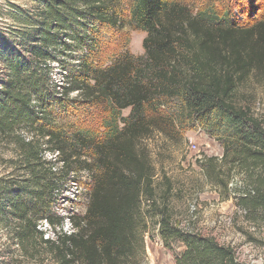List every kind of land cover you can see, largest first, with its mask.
I'll use <instances>...</instances> for the list:
<instances>
[{"label":"trees","instance_id":"obj_1","mask_svg":"<svg viewBox=\"0 0 264 264\" xmlns=\"http://www.w3.org/2000/svg\"><path fill=\"white\" fill-rule=\"evenodd\" d=\"M31 1L30 10L11 5L5 15L15 28L0 30V139L14 146L18 161L0 176V226L17 257L27 264H142L148 223L157 218L175 264H239L230 246L176 224L171 188L158 196L142 141L202 125L224 150L204 167L229 165L230 180L235 172L244 180L240 189L220 180L221 168L210 170L240 209L264 210V119L250 97L237 96L253 76L264 84V16L252 18L264 0H230L222 14L230 20L212 1ZM127 27L146 34L144 55L125 52L105 64L102 30ZM70 63L76 66L67 72ZM88 107L102 108L101 132L60 124ZM81 173L92 180L89 204L83 217L69 219L67 232L57 196Z\"/></svg>","mask_w":264,"mask_h":264},{"label":"rangeland","instance_id":"obj_2","mask_svg":"<svg viewBox=\"0 0 264 264\" xmlns=\"http://www.w3.org/2000/svg\"><path fill=\"white\" fill-rule=\"evenodd\" d=\"M208 1L220 6L221 18L224 17L223 13L228 14L225 7L230 4V0H199L197 4ZM250 1L254 4V0H247V4ZM256 4L258 6L254 4L255 12L252 18H262L264 11L259 9L264 3ZM11 5L30 10L34 3L31 0H0V30L15 28L14 23L5 15ZM224 18L230 20V14ZM246 19L250 20L249 16H246ZM125 32L127 35L123 34ZM145 37L144 32L129 27L120 32H113L107 28L102 30L100 39L104 63L110 65L115 58H112L113 56L117 57L125 52H129L134 57L143 56ZM75 66L70 63L67 72L72 71ZM54 67L53 78L57 83L62 84L60 75H57L60 72L59 68L57 65ZM237 96L241 101L250 97L254 113L264 119L263 83H259L253 76L240 87ZM75 113L60 124L64 128L70 124L71 131L79 129L89 133L101 132V107H88ZM130 113L131 109L124 110L122 117L126 118ZM120 127H123L122 123ZM142 145L149 152L154 165L158 196L168 186L171 188L168 206L180 228L195 229L205 236L216 239L222 245L230 246L234 249L239 264H264V210L240 209L238 201L234 199L235 196L231 197L230 191L221 185L215 172L220 168L223 171L220 180H227L228 184L233 181L234 188L240 189L243 186L244 180L238 172L233 173L234 177L230 180L229 165L218 166L217 163H213L207 169L204 167L211 158L221 159L224 151L221 143L211 137L205 127L202 125L191 127L190 124L176 126L173 137L155 132L150 138L144 139ZM14 151L15 148L11 143L0 139V176L14 171V166L18 162ZM46 158L54 162L56 154L49 153ZM214 166L217 169L211 171ZM91 188L92 180L87 174L81 173L75 177L71 176L65 189H61L57 196L55 211L67 218L64 231L72 230L70 218L85 215ZM143 209L147 210L145 203ZM147 220L149 222L148 218ZM156 221L158 219L153 218L148 223L150 228L145 236V255L142 264H175V253L164 246L158 233V226L155 225ZM48 235L53 237V232H49ZM16 249L6 230L0 226V264H27V261L17 257Z\"/></svg>","mask_w":264,"mask_h":264}]
</instances>
